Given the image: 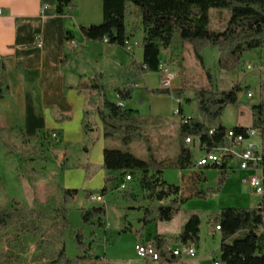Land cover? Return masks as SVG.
Returning a JSON list of instances; mask_svg holds the SVG:
<instances>
[{"label": "crops", "instance_id": "0c3cea01", "mask_svg": "<svg viewBox=\"0 0 264 264\" xmlns=\"http://www.w3.org/2000/svg\"><path fill=\"white\" fill-rule=\"evenodd\" d=\"M73 5L71 10L68 8V13L62 15L57 11L58 0H0V9L3 11L0 14V77L5 75L8 83L7 94L0 98L1 135L11 132L9 134L13 138L22 139L23 142H32L36 139L45 141L57 152L58 161L48 160L42 177H38L33 182L38 189L49 188L50 194L46 196L45 191H41L39 195L37 192L36 204H32L35 208L32 209H37L41 205L46 208L50 206L49 211L57 209L62 202L61 189L80 190L75 199L78 209L90 207V204L94 202L106 205L105 228L83 223L80 226L87 241L94 239L105 245L102 254L94 250L95 257L91 253L84 262L134 264L125 263L127 244L124 238L126 236H134L129 246H134L135 250L137 243H154L155 236H165L167 232L161 230L162 221L148 224L142 221L143 208L155 202H151L146 190L139 191L134 181L129 183L131 185L129 194L132 195L128 199L116 190L115 185L118 181L107 185L108 190L105 194L101 193L106 186L105 179L109 176L104 169V150L106 147H111L112 142L119 137L104 136L102 121L95 111V107L99 105L97 103L96 106L90 105L91 93L87 90L80 91L79 86L89 85L97 75H104L103 82L108 88L105 93L107 100L121 104L124 108L136 109L142 117H158V120L147 124L146 129L142 128L143 135L149 138L150 131L159 128L167 136L180 138L182 119L199 117L196 91L207 85L208 79L201 65L198 67L199 71L190 70L189 75L194 74L191 78L184 77L186 69L182 65L186 63V55H195L190 43L182 44L178 40L171 48L162 51L161 63L169 64L177 73L170 88L183 92L159 95L144 91V88H161L159 72H151L135 80L120 77L125 67L133 62L142 63L143 61V30L138 29L137 32L130 33L129 50L87 40L82 35L80 26L103 22V0H73ZM212 16L214 18L212 28L223 30L229 20L230 11L212 9L211 23ZM222 26L224 28H221ZM259 55L260 66L257 67L250 62L246 68L248 70L257 68L264 73V51H261ZM153 76L159 78L155 85L150 84V78ZM110 79H116L124 86H132L133 98L122 102L114 91L118 86L108 84ZM214 85L220 89L217 82ZM261 95V100L264 101L262 84ZM101 99L103 102L104 97ZM187 103L196 105L195 113L185 111ZM239 112L244 113L243 110ZM250 115L249 125L236 122L232 128L236 126L250 128L253 122L252 109H250ZM222 120V125L227 128L226 118L222 116ZM53 133H57L58 136L53 137ZM197 140L193 138V142L187 144L189 147L193 144L198 150V155L194 156L195 161L205 153L200 142L195 144ZM169 154L170 150L166 149L163 159L158 162L165 163L161 173L162 179L180 188L178 195L174 196L179 201V211H190L185 215L182 225L185 226L192 214H198L201 218V212H208L207 217L211 226H214L212 229L214 232L216 229L211 213L226 208L218 209V203L223 202L224 198L235 196L234 199L240 206L234 207H252L242 204L243 201H248L244 196L245 191H248L247 196L257 201L255 207L261 202L262 198L254 193L248 182L249 177L254 174L253 170L240 169L238 159H233L228 164L227 179L219 191L207 193L208 189L218 188L221 171L215 168L198 169L200 171L198 174L197 169L182 171L176 167L177 162L170 164ZM210 174L216 176L212 183L208 181ZM196 175L200 176L199 179ZM245 184L247 189L244 187ZM198 192L204 195H198ZM94 194L103 195L104 202L93 200L91 197ZM110 195H117L114 205L107 200ZM167 203L169 200L163 202V204ZM110 208H113L117 215L114 226L109 219ZM69 216L70 212L68 221ZM48 218L54 219L53 214H48ZM174 219L175 217L171 221ZM52 222V225L59 224L60 228L53 235L42 237L48 243L56 238V232L64 234L61 219H54ZM174 236L177 235L171 237ZM57 238L60 240L62 237ZM63 243L58 245V252L66 249ZM198 243L196 244L197 252ZM168 244L173 248H180V243L173 240H170ZM111 248L114 249L113 252ZM17 254L21 259L25 256L21 250ZM135 254L137 255L136 250ZM188 257L190 256L182 252L181 257H174V262L142 258V262L138 264H175L177 262L185 264ZM47 262V257H44L40 264Z\"/></svg>", "mask_w": 264, "mask_h": 264}, {"label": "trees", "instance_id": "16d2710c", "mask_svg": "<svg viewBox=\"0 0 264 264\" xmlns=\"http://www.w3.org/2000/svg\"><path fill=\"white\" fill-rule=\"evenodd\" d=\"M74 7L73 0H58V13H68V8ZM212 9L229 10L230 18L223 30H214L211 27L210 11ZM69 10V11H70ZM103 22L95 25H82L80 31L85 39L94 42L115 45L129 50L128 40L131 32L142 29L144 33L142 49V63L133 62L124 68L121 78L135 80L151 72L161 71V53L172 47L176 41L182 44L190 43L194 55L203 66L202 50L206 46L217 47L221 53L219 66L225 71H232L241 65L246 52L264 48V0H103ZM130 25L132 27L130 28ZM107 40V41H106ZM204 68V67H203ZM208 84L196 91L199 117H184L180 127L181 148L176 167L182 171L215 168L221 171L218 188L208 189L207 193H217L227 179L226 167L211 166L197 168L191 147L187 146L188 137L199 140L201 147L211 149L221 145L228 129L246 132L247 127L226 128L222 125V116L228 106L241 103L239 93L240 85L231 90H220L214 85L211 71L206 70ZM104 75H97L88 84H81L79 90L91 93L89 104L96 106V96L104 97L101 107L95 111L103 124L106 138L121 136L126 144L135 139H145L142 128L158 117H142L136 109L124 108L118 103L105 98L107 86L103 82ZM122 102L133 98L132 86L115 87ZM148 93L159 95H172L182 93L181 90L170 88L149 89ZM8 92V83L5 75L0 77V98ZM253 122L251 128L261 133L264 148V102L253 105ZM216 130L214 135L210 130ZM2 130L0 129V135ZM12 149V148H11ZM150 151L149 160H143L132 152L118 148L106 147L104 150V169L109 173L106 177V186L101 190L105 194L107 185L118 181L115 185L119 191L120 184L127 175L131 176L128 182L136 181L141 190L148 192L151 202L144 209L142 221L145 224L157 221H171L179 211V201L176 197L180 188L169 184L162 179L161 173L165 163L158 162ZM264 159V153H263ZM264 164V160H263ZM264 171V169H263ZM200 176L196 175L199 179ZM120 192V191H119ZM128 188L124 192L129 198ZM80 193L79 189H61L62 202L54 210V219H62L63 226H68L69 205ZM92 194V193H89ZM198 195H204L198 192ZM174 197V198H172ZM171 198V199H170ZM166 200L169 203L163 204ZM259 207H226L220 211H213L211 218L216 226L220 227L221 245L219 261L222 264H264V199ZM81 220L84 225L105 228L106 205L100 207L81 208ZM23 209H8L0 213V230L13 228L17 247L24 246L30 235H38L41 227L32 221L30 215ZM40 215V214H39ZM41 217H43L41 215ZM201 218L192 214L186 222L183 231L174 237L155 236L154 245L160 251L165 262H174V257L165 253V247L170 240L177 243L197 244L199 241ZM22 237V238H21ZM92 238V237H90ZM76 247L80 254L75 258H68L66 249L57 253V257L48 264H80L84 259V251L91 252L92 242L86 244L83 230L74 232ZM15 250V249H14ZM13 250V251H14ZM23 250V249H19ZM14 256L21 257L16 253ZM45 253L39 251L35 260L41 261Z\"/></svg>", "mask_w": 264, "mask_h": 264}, {"label": "rangeland", "instance_id": "374dc122", "mask_svg": "<svg viewBox=\"0 0 264 264\" xmlns=\"http://www.w3.org/2000/svg\"><path fill=\"white\" fill-rule=\"evenodd\" d=\"M230 18V17H229ZM214 25V18L212 16L211 27ZM225 26V25H224ZM222 26L221 28H224ZM222 30V29H221ZM264 51V48L254 49L248 51L243 56V61L241 65L236 66L232 71H225L220 68L219 61L221 53L217 47L206 46L202 50L203 56V66H200V63L195 58V56L186 55V63H184L183 68L186 69L184 77L191 78L194 74L189 75L190 70L199 71L198 67H204V69L211 71L213 80L218 83L220 90H231L233 87L240 85L242 87L241 92L239 93L241 103L236 108V106H228L225 109V114L223 118H226L228 126L227 128H232L233 124L239 122L240 124L249 125L251 122L250 109L253 105H258L262 103L261 100V84L264 89V73L259 69L254 68L253 70H248L247 64L252 62L257 67L260 66V52ZM257 53V54H256ZM164 66H169L167 63H162ZM206 74V73H205ZM207 76V75H206ZM161 78V77H160ZM207 79V77H206ZM158 76H153L150 78V84H156L158 82ZM108 84L111 86L126 87L121 82L116 81V79H110ZM172 84V83H171ZM208 84V83H207ZM159 85L161 83L159 80ZM206 86V85H205ZM171 89V88H170ZM254 94L252 98L248 97V92ZM96 103L102 106V99L99 96H96ZM264 102V101H263ZM95 103V105H96ZM94 108V107H92ZM239 110H243L244 113L241 114ZM186 112L195 113L196 105L194 103H187L185 108ZM197 118V117H195ZM223 120H221L222 122ZM147 125H144L143 130L146 129ZM11 133V132H9ZM4 133L0 135V213L8 209H23L24 212L28 215L29 212L33 211L34 214L30 215L32 221H36L39 227H41V232L38 235H30L29 239L25 241L24 246L17 247L15 241L12 240L14 237L15 231L13 228L10 229H1L0 230V264H40V261L35 260V257L38 255V251L44 252L45 257H47L48 264L53 259L57 257L58 245L62 242L66 245V253L68 257L75 258L77 257L79 250L76 248V243L74 239V232L79 231L81 228V211L77 207V201L74 200L70 203L69 207V224L64 226V234L61 235L60 232H56V235L53 242L48 243L47 240H43L42 237H48L54 234L55 231H59V224L52 225L53 218H48V214H53L54 211H49L50 206L47 208L40 206L37 209H32L36 204V193L45 191L46 196L50 194L49 188H36L34 186V181L38 177H42L44 170L47 168L46 163L48 160L58 161L57 152L50 146L47 142H42L41 140H34L32 142H23L22 139H15L11 134ZM54 134V133H53ZM53 137H57L58 134ZM119 139L115 142H112L111 148H118L123 151L132 152L137 157L143 160H149V145L154 157L157 161H161L164 157L166 149L170 150L169 161L170 164L178 161L179 150L181 148V140L178 136L173 138L171 135L167 136L164 132H161L159 128L153 129L149 133V138L145 139H135L132 143L126 144L122 140L121 136H118ZM198 140L195 141V144H198ZM191 144V143H190ZM12 148V149H11ZM191 149L193 155L196 157L198 155V150L192 144ZM196 173H200L197 169ZM215 174H210L208 181L210 183L214 182ZM134 183L139 187L138 183ZM130 184H127V189L130 188ZM244 187L247 189L246 184ZM126 189V190H127ZM140 187L138 190L140 191ZM118 191V189H116ZM39 193V195H40ZM119 193V191H118ZM117 193V195H118ZM248 191H245V197L248 201H243L244 205H251L252 207L256 206V199H250L247 196ZM117 195L108 196V202L111 201L112 205L116 201ZM235 197V196H234ZM233 196L224 198L223 202L218 203V209L222 207H234L240 206ZM259 200V199H257ZM110 203V202H109ZM108 203V204H109ZM61 204V203H60ZM103 204L100 203H91L90 207H100ZM60 206V205H59ZM108 206V205H107ZM111 207V206H110ZM35 208V207H34ZM89 208V207H87ZM239 208V207H236ZM71 209V210H70ZM35 210V211H34ZM187 213H190L188 210H181L175 216V219L171 222L163 221L160 224L161 230H165V236L171 237L173 235L180 234L184 225L182 222ZM40 214V215H39ZM41 215L43 217H41ZM208 212H201V226L199 233V243H198V252L194 257H188V260L185 261V264H214L216 260H219L220 257V245H221V232L215 230L213 232L214 226H211L209 218L207 217ZM29 216V215H28ZM47 218H46V217ZM45 217V218H44ZM109 219L114 224L117 222V215L113 208H110ZM62 226L64 221L61 219ZM43 233V234H42ZM66 233V234H65ZM61 235V236H60ZM57 237H62L60 240ZM22 238V237H21ZM92 239V238H91ZM134 240V236L128 235L124 238V242L127 244V257L125 258V263H134L138 264L142 262V258L135 254L134 246L130 247L129 242ZM93 241V242H92ZM92 242L91 252L84 251V259L93 254L94 250L98 254H102L103 248L105 245L102 242L86 240V244ZM183 254L186 253V245L183 243L179 244ZM75 248V249H74ZM15 249V250H14ZM23 253L25 256L22 259H18L14 256L15 252ZM112 249V248H111ZM14 250V251H13ZM114 249H112V252ZM57 252V253H56ZM78 252V253H77ZM187 254V253H186ZM93 257L95 255L93 254ZM185 257V256H184ZM84 259L80 264H89L84 262ZM216 259V260H215ZM42 263V260H41ZM155 264V263H154ZM157 264H167V263H157ZM170 264V263H169ZM173 264V263H172ZM175 264H181L177 262Z\"/></svg>", "mask_w": 264, "mask_h": 264}, {"label": "built area", "instance_id": "2783aa9c", "mask_svg": "<svg viewBox=\"0 0 264 264\" xmlns=\"http://www.w3.org/2000/svg\"><path fill=\"white\" fill-rule=\"evenodd\" d=\"M70 9V7H69ZM3 13L0 9V14ZM107 41V40H106ZM130 48V38L128 40ZM160 83L162 88H170L172 81L176 78V71L169 66L160 64ZM248 97L252 98L253 93L248 92ZM121 105V104H120ZM191 117H189L190 119ZM216 130L212 128L210 134L214 135ZM54 136L56 133L53 134ZM193 138L188 137L186 143H192ZM201 146V145H200ZM205 153L199 159L195 161L197 168L222 166L227 165L233 159H238L240 169L253 170L254 174L249 177L248 182L253 189L254 193L264 199V164L263 153L264 148L262 144L261 133L254 129L248 128L247 131L238 132L235 129H228L224 136V141L221 145L215 146L211 149L203 147ZM226 167V172H227ZM131 180V176L127 175L124 181L119 186V191L124 192L127 189V184ZM93 200L97 202H104L103 195H92ZM262 200L257 207L262 206ZM216 230L217 229L215 225ZM264 231V225L261 228ZM136 253L143 259H150L153 261H160L162 259L160 251L153 243L139 242L135 246ZM165 253L170 257H181L182 250L180 248H173L170 244L165 247ZM187 255L194 257L197 254V246L195 243L186 244ZM214 264H222L219 260H216Z\"/></svg>", "mask_w": 264, "mask_h": 264}, {"label": "bare ground", "instance_id": "6f19581e", "mask_svg": "<svg viewBox=\"0 0 264 264\" xmlns=\"http://www.w3.org/2000/svg\"><path fill=\"white\" fill-rule=\"evenodd\" d=\"M95 195V194H94ZM217 227V229H220V227L219 226H216Z\"/></svg>", "mask_w": 264, "mask_h": 264}]
</instances>
